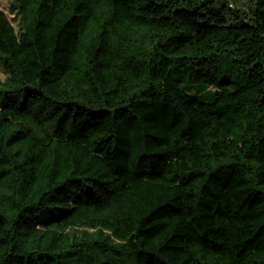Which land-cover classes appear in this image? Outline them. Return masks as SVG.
Here are the masks:
<instances>
[{"label": "trees", "instance_id": "16d2710c", "mask_svg": "<svg viewBox=\"0 0 264 264\" xmlns=\"http://www.w3.org/2000/svg\"><path fill=\"white\" fill-rule=\"evenodd\" d=\"M10 1L0 264H264V0Z\"/></svg>", "mask_w": 264, "mask_h": 264}, {"label": "rangeland", "instance_id": "374dc122", "mask_svg": "<svg viewBox=\"0 0 264 264\" xmlns=\"http://www.w3.org/2000/svg\"><path fill=\"white\" fill-rule=\"evenodd\" d=\"M231 3L233 5L232 9L239 10V11L246 13V14L250 13V10L252 7L250 0H234V1H231ZM10 6H11L10 0H0V10L1 11L8 14ZM217 6H218V4L214 5V7H217ZM232 11L233 10H229L226 8L225 11L223 12V15L225 17H227L231 14ZM246 14H241L240 18L236 20V23L242 24V21H243L244 17H246ZM10 17H12V15H10ZM4 77H5V72L2 68V66L0 65V78L4 79Z\"/></svg>", "mask_w": 264, "mask_h": 264}]
</instances>
